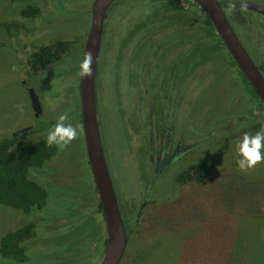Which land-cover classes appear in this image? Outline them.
Segmentation results:
<instances>
[{
	"label": "rangeland",
	"instance_id": "obj_1",
	"mask_svg": "<svg viewBox=\"0 0 264 264\" xmlns=\"http://www.w3.org/2000/svg\"><path fill=\"white\" fill-rule=\"evenodd\" d=\"M93 1L0 0V140L31 125L58 120L63 114L67 115L65 123L77 129L76 138L61 149L59 156L49 162L45 170L34 172V177L40 178L51 193L60 197L57 206H54L55 200H51L47 220L59 215L62 207L69 204L68 212L60 221L54 220L50 229L63 227L60 230H65V233L59 239H63V245L70 244L71 247L68 250L64 248L61 253L53 252L50 250L52 241L45 237L34 243L33 249L28 245L30 259L22 264H34L35 259L36 264H101L105 253L106 226L103 214L97 210L98 198L87 160L78 100L80 66ZM125 1L116 0L110 7L106 26L113 9L121 5L122 10L114 21L125 26V17L122 20L127 7ZM217 1L224 6L229 23L264 77V17L226 8L225 3L233 0ZM234 1L264 6V0ZM31 7L36 14H22L25 10L30 11ZM136 11L143 14L140 9ZM253 18L256 22L251 25L249 20ZM258 22L260 32L256 28ZM112 29L116 34L120 26L113 23ZM203 29L208 34L212 32L207 27ZM121 41L117 53L118 44L110 43L108 46L109 42L102 39L99 66L104 64V52L106 69L113 67L112 61L120 64L118 60L125 42L124 39ZM57 42L70 44L61 60L46 70L32 73L30 56L34 50ZM202 44L196 43V46ZM190 61L196 64L198 59L192 56ZM75 64L79 65L78 69ZM201 66L202 80H196L198 75H193L195 88L200 86L207 91L202 95L205 99H201V105L207 106L205 102L211 100L215 85L212 76L216 70L222 72L219 85L225 86V97L202 116L196 114L198 120L190 115V120L181 123L179 136L188 137L197 150L180 160L168 162L166 170L156 179L153 190L147 188L146 193H154V197L148 198L147 206L141 204V208L146 207L120 264H264V162L246 173H241L236 165V144L245 134L254 135L264 129V126H259L255 130L257 123L264 122V108L260 106L255 115L258 118L251 119L254 113L252 104H249L250 91L247 87L246 91L243 90L242 85H246L240 82L241 75L236 76L225 62L214 59L210 65ZM120 70L125 72L124 67ZM107 77L105 75L104 82ZM126 78L132 80L130 72ZM192 78L190 75L186 80L190 82ZM227 79L233 88L227 86ZM106 87L111 89L109 84ZM28 89H33L39 98L42 109L39 119L33 118ZM113 94L112 102H101L98 106V116L103 118L101 141L116 196L119 200L125 198L127 205L129 200V205L137 206L142 200L140 192L145 194L146 183L150 181L138 169L139 144L136 139H130L131 135L135 137V131L126 118V107L132 103L134 109L137 97L130 100L131 93L125 81ZM186 109L189 110L181 106V110ZM150 110L153 112V107ZM147 125L150 131L151 125ZM229 127L233 130L230 134L225 130ZM237 133V138H234ZM198 162L207 165L200 172L202 178L198 181L181 178L191 173L185 174L187 170L184 168ZM192 178L195 179V175ZM120 208L123 213L122 206ZM27 221L16 210L0 205V236ZM69 226L75 228L70 229ZM0 264L16 263L0 257Z\"/></svg>",
	"mask_w": 264,
	"mask_h": 264
},
{
	"label": "flooded vegetation",
	"instance_id": "obj_2",
	"mask_svg": "<svg viewBox=\"0 0 264 264\" xmlns=\"http://www.w3.org/2000/svg\"><path fill=\"white\" fill-rule=\"evenodd\" d=\"M176 1L181 4H186L187 7L194 9V11L191 12V14L194 15L193 20H190L188 23L185 24V26L189 27V29H192L194 26L195 15L203 17L201 18L203 19V21L209 20L205 16L201 8L197 4L192 2L191 0H176ZM235 2L246 3L248 1H243V2L234 1V0L227 1V3H225V7L227 8L228 4L235 3ZM137 4L139 3L136 2L134 6H136ZM169 5L170 7L174 8L173 1ZM139 7H140V10L142 11L141 13L143 14H140V13L138 15L137 13L131 14L129 13L127 7L125 8L126 10L123 12L124 15L122 16V20L124 19V17L126 19L125 26H121L120 23H118L115 20L116 23L112 22L110 25L107 24L109 28H108V31L105 32L107 26L104 22V33H103L104 37L103 38H105L106 41L109 42L108 46L110 45V43H113L115 46L116 44H118V47H117V53H118L120 45L122 44L121 40L124 39L125 42H123L122 53L120 54V60H118L119 62L121 61L120 64H118V62L112 61L113 67L111 69H108V68L106 69V65H107L106 64L107 61H105L106 52H104L105 54L104 64L99 66V63H100V54H99V61H98L96 81H95L96 114H97L98 128H99V134H100L101 139H102L101 132H103V127H102L103 118L102 116L100 117L98 116V111H97L98 106L101 105V102H103L104 104L106 103V101L112 102V100H114V97H115L113 93L114 92L117 93V86H119L123 81L128 83V88L131 93L130 100L132 101L133 97L135 98L137 97L136 107H134V109H132V103L130 104V106L128 104V106L126 107V111L128 113L126 114V118L127 117L129 118L128 123L130 124V128L133 131H135L133 133L135 134V137L131 135L130 139L132 140L136 139L135 142L139 144L138 145V151H139L138 169L141 175L146 176L145 178L149 179L150 181L146 183L145 194L142 195V191L140 192V195H141L140 197L142 198V200L138 202L137 206L136 204L129 205V202H130L129 200H128V205H127V201L125 198H123L124 200L123 199L119 200V198L116 196L121 217L123 218V221L125 224H129L128 226V229L130 228L129 239L132 236L133 226L137 225L141 221L142 213L144 210L143 208L147 206L148 198L150 196L154 197V193H149V191L150 189L151 191L153 190V188L156 185L155 183L156 179H158L161 176V174H163L164 170H166L167 163L173 162L175 160H180L183 157H185V155H188L189 153L190 154L195 153L197 150V148H195L196 146L195 143H191L188 137L179 136L178 130H180L181 123L185 122L186 120H190L188 118L190 115L192 118L193 117L196 118V114L199 116H202L212 105H215L216 103H218L219 100L222 101L226 94V88H224L225 86L219 85L222 72L219 70H216L213 76L210 75L213 78V82H215V85L212 89L213 93L211 96V100L208 101V103L205 102L207 106H202L201 99L203 100L204 98V96L202 95L203 93L206 95L207 91L203 90V88H201L200 86L195 88V77L193 75H198L196 80L198 79L199 81L202 80V77L200 78L201 75L199 73L200 67H202L201 65L203 64V66H207L211 64L210 55L206 54L205 52L206 48L209 47V45H207L206 43H203L202 45L196 46L195 39L193 37L185 38L184 36L185 34L183 30L181 31L179 29H176L173 32H169L167 31L166 28H164L163 25L157 28L151 25L153 22L150 23V25H147V22H150V16L152 15L154 17L155 15L156 16L159 15L158 12L161 9L159 7V10L156 11L155 6L150 5L148 2L141 3ZM236 10L241 11L245 9H236ZM245 11H248V10H245ZM249 12H252V11H249ZM252 13H255V12H252ZM114 17L115 16L113 15L112 16L113 20H114ZM105 21H107V19H105ZM255 22L256 21L254 20V18L251 21L249 20V23L251 25L254 24ZM113 23L116 26L117 24L118 26H120V30L118 29L116 34H115V30L112 29ZM209 23L212 26L211 22ZM133 28L134 30L132 31ZM256 28H258L257 29L258 32L261 31V25L259 22ZM143 31H146V32H143ZM114 38H117V40ZM118 39L119 40L121 39V40L119 41ZM240 43L242 44L248 56L251 58L249 52L246 50L245 45L241 41ZM222 45L223 47L220 46L219 51L220 53L225 52L224 54L227 55L228 50L225 48L223 42H222ZM40 47L41 46H39L37 50H39ZM214 47H217V46L214 45ZM37 50H34V51L36 52ZM100 52H101V49H100ZM192 56L193 57L198 56L199 66L190 61ZM109 58L111 59L112 56ZM231 59L235 63L236 67L230 63L229 58H228L229 68L235 71L236 76L241 75L242 81L240 80V82L242 84L244 82L246 85V86L242 85L243 90L246 91L245 88L247 87L249 89L247 91H250V93L252 92L251 94L248 93L250 95L248 96L250 99L249 104H252V113L256 115V113H258L257 109H259L260 107L258 105L260 99L258 98L259 100L258 101L257 99L254 98L253 93L255 94L256 97L258 96L256 95L255 91L252 89L249 82L247 81V79L244 77V75L240 71V68L238 67L234 59L232 57ZM251 60L256 65V63L254 62L252 58ZM75 65H76L75 68L78 69L79 65L77 64ZM122 67H124V70H125L124 73H122L120 70ZM256 67L258 68L257 65ZM258 70L261 73L259 68ZM129 72H130V75L132 76L131 81H129V79L126 78V75H129ZM80 73H81V66H80ZM105 75H108L107 77L108 80L104 82ZM190 75L193 78L189 82L186 79ZM261 75L263 76L262 73ZM202 76L204 77V75ZM243 77L245 78L247 84L244 81ZM186 81H187V86L185 85ZM107 84L111 86L112 90L106 87ZM227 86H229V88H233L232 82L229 81L228 79H227ZM78 88H79V92H78L79 99L78 100H79V108H80V81H79ZM30 90H33V89L27 90L28 98H29ZM36 97L39 103V109H41L39 98L37 95ZM126 98H128V96ZM29 102H30V98H29ZM230 103H232V99L230 100ZM30 105H32V103H30ZM181 106L184 108L187 107L189 110L187 109L181 110ZM152 107H153V112H151L150 110ZM261 107L264 108V105ZM195 110H200V111H198L197 113L195 112ZM41 115H42V109H41V114H39L38 117L35 116V111H33V118L39 119ZM254 115L253 117H251V119L253 120L258 118V116L255 117ZM180 116H181V119H180ZM80 119H81V111H80ZM53 121H56V120L46 121L43 124L53 122ZM43 124L38 125V126L31 125V127H27L23 131L17 134H23L29 131H34V129L41 128ZM147 124L151 125L150 131H148ZM231 128L232 127H229V129H225L226 133L233 131L231 130ZM48 131H44V133ZM40 133H43V131L38 132V134ZM180 134L183 135L184 133H180ZM237 135L238 133L234 134V138H237ZM103 152H104V149H103ZM199 163H203L204 167L207 166L205 165L206 164L205 162H198L197 164ZM147 164H148V167H147ZM197 164L190 165L187 168H184V170L191 172V168ZM147 168L149 169L148 172H147L148 170ZM182 172L183 171L181 170V173ZM200 172H202V170ZM200 172L198 174L200 175L199 179L203 177ZM181 173H179L178 176H180ZM190 175L193 176L194 174L191 172ZM189 181L191 180L189 179ZM147 188L149 190L148 194L146 193ZM115 195H116V191H115ZM98 201H99V198H98ZM141 204H144L146 206L141 208L140 207ZM121 206L123 209V213L120 208ZM140 209L142 210L141 215L135 220L136 215L138 214ZM129 239L127 240V244H128ZM127 244L125 247V251L127 249ZM105 248H106V245H105Z\"/></svg>",
	"mask_w": 264,
	"mask_h": 264
},
{
	"label": "trees",
	"instance_id": "obj_3",
	"mask_svg": "<svg viewBox=\"0 0 264 264\" xmlns=\"http://www.w3.org/2000/svg\"><path fill=\"white\" fill-rule=\"evenodd\" d=\"M172 1L174 2V8L169 5ZM136 2L139 4L134 6ZM143 2H148L150 5L155 6L156 11L159 10V7L161 9L158 12L159 15H155L154 17L152 15L150 16V22H147V25H150L152 22L153 23L151 25L155 28L163 25L169 32H173L176 29L181 31L183 30L185 38L193 37L196 43H206L209 45L205 52L210 55L211 63L214 59H219L225 62L226 66L229 67V58L230 63L236 67L228 53L227 55L224 54L225 52L220 53V46L223 47L222 41L214 28L210 25L209 20L203 21V19H201L203 17L195 16L193 28L189 29V27L185 26L186 23L193 20L194 15L191 14V12L194 11L193 8H189L186 4H181L176 0H126L125 4H127L126 6L129 13L135 14L137 13L136 9H140L139 5ZM121 6L118 8L115 7L112 15H109L108 25L115 22L112 16H117L119 14L118 12L122 10ZM30 12L36 14V10L33 7L30 8V11L25 10L22 14L27 15ZM108 25L105 32L108 31ZM203 27L212 29V32L208 34L204 31ZM133 30L134 28L132 31ZM214 45L217 47H214ZM69 46L70 44L68 42H57L54 45L41 46L39 50L30 56L31 71L36 73L46 70L55 62L60 61L62 55L69 49ZM196 64L198 65L199 62ZM243 79L246 82L244 77ZM253 95L254 98L258 100V97H256L254 93ZM258 105L263 106L260 101ZM56 122L57 120L45 123L41 128L34 129V131L18 134L17 136L13 135L0 140V205L16 210V212H19L28 219L27 222H24L23 224L21 223L19 227L7 231L0 236V257L4 261L9 260V262L16 264L28 262L30 259L27 255L28 245H31V249H33L34 243L46 238H49L52 241L53 244L51 245L50 250L53 252L55 251L61 253L64 248L68 250L71 247L70 244L64 243L65 245H63L61 243L63 239H59L64 236L63 233H65V230L64 232L60 230L63 229V227L50 229L54 220L60 221L61 218L68 212L69 204L62 207V212L59 215H55V217L47 220L46 217L50 215L48 207L49 205L52 206L51 200H55L53 201L55 202L54 206H57V201L60 197L57 193H51L41 183L40 178L34 177L35 171L45 170L47 164L59 156L58 154L61 149H57L55 146L50 148L46 144V137L48 133L46 135H41L38 138L35 137L38 135V132L43 131L44 133V131H48L56 124ZM259 126H264V122L257 123V129L255 130H258ZM202 169H204V164L199 163L191 168V172L195 175V179L191 178L192 176L187 174L189 171L185 173L187 176L182 175L181 178L185 177L186 179L198 181L200 176L198 174ZM97 210L99 213H102L99 201ZM51 213L55 214L52 210ZM137 225L133 226V231ZM69 227L70 229L75 228L71 226ZM51 231L54 232L51 233ZM69 231L66 233L69 234ZM129 237L130 228L128 232V239ZM105 245L106 240L103 244L104 249ZM33 263L36 264V259L33 260Z\"/></svg>",
	"mask_w": 264,
	"mask_h": 264
},
{
	"label": "water",
	"instance_id": "obj_4",
	"mask_svg": "<svg viewBox=\"0 0 264 264\" xmlns=\"http://www.w3.org/2000/svg\"><path fill=\"white\" fill-rule=\"evenodd\" d=\"M116 0H94L90 9L91 17L86 35L83 59L88 52L93 54L92 74L85 78L80 73V111L87 160L90 166L96 193L106 226V248L101 264H120L128 240V226L121 217L114 187L101 143L96 114L95 81L99 54L104 33V22L111 5ZM197 4L217 31L225 48L234 59L240 71L264 105V77L246 53L232 26L223 12V5L217 0H191ZM227 8L245 9L264 16V6L254 3L235 2ZM30 103L35 116L41 114L33 90L29 91ZM15 134L14 136H17ZM140 209L135 220L140 217ZM126 225V226H125Z\"/></svg>",
	"mask_w": 264,
	"mask_h": 264
},
{
	"label": "clouds",
	"instance_id": "obj_5",
	"mask_svg": "<svg viewBox=\"0 0 264 264\" xmlns=\"http://www.w3.org/2000/svg\"><path fill=\"white\" fill-rule=\"evenodd\" d=\"M93 54L88 52L81 65V75L85 78L91 76ZM67 115L58 117L56 124L49 129L46 144L57 149L67 147L77 136V129L66 124ZM236 165L241 173H246L264 162V129L254 135L245 134L236 144Z\"/></svg>",
	"mask_w": 264,
	"mask_h": 264
}]
</instances>
